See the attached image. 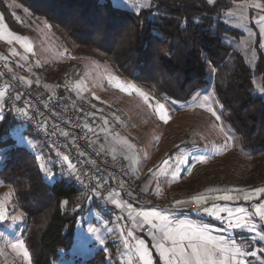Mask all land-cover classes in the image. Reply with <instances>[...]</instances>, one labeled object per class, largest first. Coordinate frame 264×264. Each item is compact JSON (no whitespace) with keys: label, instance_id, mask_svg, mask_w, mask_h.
Wrapping results in <instances>:
<instances>
[{"label":"rangeland","instance_id":"1","mask_svg":"<svg viewBox=\"0 0 264 264\" xmlns=\"http://www.w3.org/2000/svg\"><path fill=\"white\" fill-rule=\"evenodd\" d=\"M111 1L133 12L152 4ZM8 6L22 31L11 32L4 23L0 34L6 46L0 54L22 80L45 96L64 97L86 116L91 133L101 136L106 150L121 156L116 161L130 162L141 180L148 170L156 172L144 180L143 193L149 198L153 189L183 199L201 195L182 204L141 202L130 206L121 220L96 207L82 212L72 246L52 264H79L98 254L107 264H264V182L249 183L251 157L223 119L217 95L237 53L254 70L257 47L264 52V0L235 1L225 12L223 22L235 34L223 40L232 53L222 64L209 62L207 85L186 102L157 99L149 88L119 77L108 64L76 56L45 19L16 1L8 0ZM254 84L255 93L264 96L260 77H254ZM5 97L6 86L0 85V122L7 109ZM9 136L14 147L34 157L45 181L59 177L48 150L27 126L16 125ZM2 159L0 151V164ZM198 201L203 208L187 210ZM26 226L13 188L0 178V264H33L23 238ZM143 226L149 227L148 234Z\"/></svg>","mask_w":264,"mask_h":264},{"label":"trees","instance_id":"2","mask_svg":"<svg viewBox=\"0 0 264 264\" xmlns=\"http://www.w3.org/2000/svg\"><path fill=\"white\" fill-rule=\"evenodd\" d=\"M13 1L45 19L76 56L108 64L119 77L149 88L157 99L186 102L207 85L209 62L219 65L231 55L223 38L235 32L223 16L239 0H152L138 12L115 7L111 0ZM0 14L10 31H22L8 0H0ZM257 54L253 70L237 53L234 69L228 75L226 71L224 85L217 86L223 119L251 157L252 186L264 182V96L255 93L254 84V77H260L264 93V52L259 46ZM6 105L0 122V178L13 188L14 204L26 215L23 238L32 263L52 264L61 260V251H69L78 219L91 206L81 202L80 191L57 167L52 166L59 177L49 183L34 157L14 147L9 135L20 123ZM79 264L107 263L98 254Z\"/></svg>","mask_w":264,"mask_h":264},{"label":"built area","instance_id":"3","mask_svg":"<svg viewBox=\"0 0 264 264\" xmlns=\"http://www.w3.org/2000/svg\"><path fill=\"white\" fill-rule=\"evenodd\" d=\"M0 85L6 86L5 100L14 119L44 144L52 166L80 191L83 199L94 198L104 210L108 207L99 193L111 196L120 191L141 202L157 201L143 193L140 177L127 165L96 146L85 115H80L64 97L45 96L35 85L22 80L1 54ZM187 210H195V205H189ZM142 232L148 234L149 227L143 226Z\"/></svg>","mask_w":264,"mask_h":264},{"label":"crops","instance_id":"4","mask_svg":"<svg viewBox=\"0 0 264 264\" xmlns=\"http://www.w3.org/2000/svg\"><path fill=\"white\" fill-rule=\"evenodd\" d=\"M4 20H3V18H2V16H1V14H0V28L3 30L4 28ZM1 29H0V32H1ZM12 32V31H11ZM2 45H5L6 46V43L5 42H2V38H1V34H0V49H2L3 50V46ZM0 53L1 54H3L1 51H0ZM3 56V55H2ZM13 66V65H12ZM13 68H14V66H13ZM14 70H15V68H14ZM15 72H16V70H15ZM17 73V72H16ZM87 127H88V129L89 130H91L92 131V128H91V124L90 123H87ZM93 134V136L95 137L94 138V142H95V144H96V146L99 148V149H102V150H106V146L104 145V142L102 141V138H101V136H96V134H94V133H92ZM96 137H98V138H96ZM107 151V150H106ZM108 152V151H107ZM109 153V152H108ZM109 155L112 157V158H116L115 160H117V158H120L121 156H119V155H117V157L116 156H114V155H111L110 153H109ZM121 159H123V158H121ZM123 164V163H122ZM125 164V163H124ZM52 165V164H51ZM125 165H131L132 166V164L130 163V162H127ZM129 167V166H128ZM130 168V170H131V172L132 173H136V172H140L136 167H129ZM147 172H150L149 170L147 171ZM153 173H156V172H154L153 171ZM152 173V174H153ZM151 174V175H152ZM150 176V175H149ZM148 179V178H147ZM146 179V180H147ZM176 184V185H175ZM143 186H145V181H144V183H143ZM177 186V182H175L174 183V185H173V188H175ZM166 191V190H165ZM165 191H162V190H160V191H155L154 189H153V191H150V192H152V196L153 197H155L156 198V202H150L148 205L149 206H152V205H156V206H159V205H162V202H165L166 204H168L169 202H171V201H174L173 203L175 204V203H177V204H182L181 202L182 201H191V200H193V199H195V198H199V197H201V195L199 196V195H196V196H193V197H191L190 199H183V198H177V197H169V196H166V195H164L165 194ZM158 196H160L159 198H158ZM98 197L99 198H101V200H103V202H104V206H107L108 207V209L107 210H104L103 208H101L98 204V206L101 208V210L106 214V215H108V216H116L118 219H122V217L123 216H125V215H127L128 213H129V207L130 206H132V205H135V204H144V203H141V201L140 200H137V199H135V198H128V197H126V196H123V193L122 192H120V191H117V193L115 194V195H111V196H107L106 194H98ZM161 199V200H160ZM96 201H95V199L94 198H90L89 200H87V202H86V205L88 206V207H90L91 206V210H93L94 208H93V204H96L95 203ZM203 203L202 202H200V201H198V202H196V203H194V205H195V209H197V208H203V205H202ZM145 205H147V204H145ZM169 209H171L172 211H176L177 212V209H174L173 207H169ZM95 210H98V208H96Z\"/></svg>","mask_w":264,"mask_h":264}]
</instances>
